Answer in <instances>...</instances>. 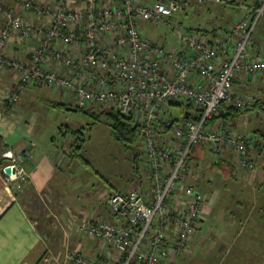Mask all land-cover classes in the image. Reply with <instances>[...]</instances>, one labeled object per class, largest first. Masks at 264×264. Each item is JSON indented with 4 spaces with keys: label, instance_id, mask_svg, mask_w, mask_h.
I'll use <instances>...</instances> for the list:
<instances>
[{
    "label": "built area",
    "instance_id": "obj_1",
    "mask_svg": "<svg viewBox=\"0 0 264 264\" xmlns=\"http://www.w3.org/2000/svg\"><path fill=\"white\" fill-rule=\"evenodd\" d=\"M204 1L16 0L36 18L3 9L0 66L19 72L9 106L28 85L42 84L62 91L77 107L109 105L137 122L147 181L138 179L127 191L108 188L104 203L116 220L84 219L77 230L107 243L117 255L91 257L76 251L68 255L71 264H161L188 252L213 201V195L198 188L199 170L189 173L196 144H208L212 163L232 151L240 169H256L253 150L259 136L240 135L230 121L214 115L222 103L241 109L254 103L248 94L234 91L238 77L264 73V52L254 44L264 0L247 4L246 16L211 33L176 20L178 13L191 12ZM143 22L170 26L177 44L144 36ZM13 34L34 40L25 58L8 55ZM177 98L186 101L180 117L167 108L178 104ZM28 153L3 152L9 179H25L19 163Z\"/></svg>",
    "mask_w": 264,
    "mask_h": 264
},
{
    "label": "crops",
    "instance_id": "obj_2",
    "mask_svg": "<svg viewBox=\"0 0 264 264\" xmlns=\"http://www.w3.org/2000/svg\"><path fill=\"white\" fill-rule=\"evenodd\" d=\"M250 1L253 0H230L228 3L205 0L191 12L178 13L176 20L183 23L180 14L192 15L195 24L187 28L211 33L246 16L245 4ZM5 8H15L20 16L36 18L30 11L17 6L16 0H0V26L4 22ZM144 24L141 23L142 28ZM260 31L262 37H254V44L264 52V27ZM34 44L33 39L21 40L13 34L7 44V53L25 58ZM253 78L238 77L235 83L242 89L250 84L256 87L252 95L257 103L243 111H248L249 122L264 116V73ZM30 85L14 106L0 109V264H44L59 258L64 260L62 264H71L68 255L76 251L91 257L104 254L115 257L117 253L113 247L100 239L80 235L77 230L84 219L116 220L104 203L105 191L116 187L105 180L95 181L86 172L88 161L80 154L77 164L71 166L74 157L66 151V139L73 130L71 126H37L43 114L58 107L65 109L57 104L73 102L72 98L66 96L61 102L53 103V109L26 104L27 98L45 95L43 91L47 89H50L49 93L51 90L55 93L53 88L42 84ZM170 105L173 103L167 106L169 112ZM54 122L57 125V118ZM230 122L238 134L254 133L260 138L259 147L263 152L254 156L257 168L260 164L259 170L253 173L257 175V184H251L248 176V186L235 185L245 175L238 170L233 152L227 151L223 155V164L234 167L235 171L227 169L211 174L217 181L224 180V184L210 188L213 201L205 208L191 249L178 252L161 264H264V120L254 126H245L247 129L237 126L234 119ZM74 131L83 132L80 129ZM7 149L29 151L19 163L24 180L21 177L9 179L5 173L4 165L8 160L2 153ZM97 186L101 188L99 191H95ZM219 200L224 201V205H218Z\"/></svg>",
    "mask_w": 264,
    "mask_h": 264
},
{
    "label": "rangeland",
    "instance_id": "obj_3",
    "mask_svg": "<svg viewBox=\"0 0 264 264\" xmlns=\"http://www.w3.org/2000/svg\"><path fill=\"white\" fill-rule=\"evenodd\" d=\"M255 1L256 0L250 2L253 3ZM245 6L247 7L248 5L245 4ZM180 16L185 27H188L194 23L192 15L188 17L186 15L183 16V14H180ZM263 25L264 14L262 15L256 27L254 37H262L260 30L261 27H264ZM142 31L143 35L146 37H150L155 40H161L168 44H177V35L174 33L173 29L170 26L159 24L158 26L154 27L150 23H145ZM18 73L19 72H17V70L15 69H12V67L4 68L0 66V109L6 110L12 107L8 105L7 98L13 91L14 86H16ZM256 76H254L253 79H255ZM251 85L252 84L246 86V88L243 89L241 86H236V88L239 94H248L253 98L252 93L256 90V87H253ZM30 86L31 85H28V88H30ZM236 88L234 92H237ZM49 90L50 89H47V91H43L46 92L45 95L44 93H42L38 96H32L31 99L27 98L25 100V103L27 104L29 102L35 104L39 108L49 107L50 109H53L51 108L53 107L52 105H54L53 103L61 102L63 98L66 97V95L62 91L56 92L54 90L53 92L55 93L52 94V90L50 93L48 92ZM175 102L178 104H182L170 105V112L174 117H180L182 116L181 109L182 107H185L186 101L183 98H177ZM67 103H69L71 106H75V103L73 102ZM7 106H9V108ZM110 107L111 106L109 105L103 104L86 107V109L89 108L88 110L93 114L85 113L84 111L79 109L65 110L64 108L58 107L53 109V112H48L46 115L43 114L41 116L42 118L40 119V122L37 123V126H59L60 124H64V126H71L73 130L69 132V137L66 139V144H68L66 146V151L69 156L74 157L73 161L71 162V166H75L77 164V155L80 154L88 161V165L86 164V172L93 179L95 178V181L105 180L110 185H112V187H116V189L120 191H127L128 189L135 187L136 180L139 179L141 181L143 178L141 182L147 181V175H145L146 158L140 139L138 143L127 150L122 146L120 142L112 137L109 121L105 113L109 110ZM247 114L248 111L241 112L234 118L237 126H243V128L245 126H254L257 123H261V120H264V116H262V119L253 118L249 122ZM56 118L57 125L54 122ZM262 126H264V122L262 123ZM76 129H80V131L83 132L78 133L77 131H74ZM62 130L65 131V128H63ZM195 148L196 150L190 163L189 173H191L194 169L199 170V172L201 173V177H199L198 179V188L206 195H210V188H213L214 186H223L224 180L217 181L216 177L213 178L214 176L211 175L210 170L207 169V166L209 165L208 161H210L213 156L208 148V144L206 142L205 144L198 143L196 144ZM256 156L258 157V155ZM258 160L259 159H257V161ZM259 166L260 164H258V168L256 166V169L254 171L243 170L237 166L238 170L245 175V178L240 177L239 180H237L238 183L235 185L248 186L246 181L249 179L252 180L251 184L256 185L257 175L255 176L253 173L259 170ZM221 169H230L231 172L235 171L234 167L232 168V166L229 167L227 165L224 166V164L219 168L220 171H222ZM248 176L250 177L249 179ZM135 178L137 179L134 180ZM210 181H212L211 185ZM99 187H95V191H99V189H101ZM218 202V205H224V201L219 200ZM63 261L64 260L62 258L51 259L44 264H62Z\"/></svg>",
    "mask_w": 264,
    "mask_h": 264
},
{
    "label": "trees",
    "instance_id": "obj_4",
    "mask_svg": "<svg viewBox=\"0 0 264 264\" xmlns=\"http://www.w3.org/2000/svg\"><path fill=\"white\" fill-rule=\"evenodd\" d=\"M198 31H202L203 33L209 32V31L207 32L205 30H198ZM255 103H257V101L254 100L253 105ZM57 105H60L62 107H66L70 104L67 102H63V103H58ZM78 109L84 111L85 113L93 114L92 112H90L88 110L89 108L86 109V107H78ZM244 110H248V108L247 109H241V108H239L235 105H232V104L222 103L219 106L218 112L214 115V119H221L223 121H230V120H233L239 113L243 112ZM105 113H106L107 119L109 121L112 137L115 140L120 142L122 144V146L127 150L130 149L136 143H138V141L140 139L138 128H137L138 126H137V122L134 120V118L132 116L123 115L120 112H118L116 109H114L113 107H110L109 110L106 111ZM196 118H198V116H196ZM202 143L205 144V142H202ZM202 143H199V144H202ZM260 143H261V141H259L256 148L260 146ZM198 146H200V145H198ZM195 150H196V148L194 147L191 154H190L191 161L193 159V154H194ZM262 152H263L262 147L261 148L259 147L258 149L253 150V155L254 156L259 155ZM208 162H209L208 163L209 165L207 166V169L210 170V174H214L215 172L220 171L219 168L222 167V165H223V158L219 159L216 163H212L211 159Z\"/></svg>",
    "mask_w": 264,
    "mask_h": 264
},
{
    "label": "water",
    "instance_id": "obj_5",
    "mask_svg": "<svg viewBox=\"0 0 264 264\" xmlns=\"http://www.w3.org/2000/svg\"><path fill=\"white\" fill-rule=\"evenodd\" d=\"M66 110H78V107L77 106H71V105H68L65 107Z\"/></svg>",
    "mask_w": 264,
    "mask_h": 264
}]
</instances>
